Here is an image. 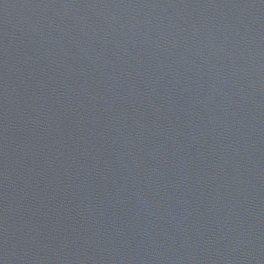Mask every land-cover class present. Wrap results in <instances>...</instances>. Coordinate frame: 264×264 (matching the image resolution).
Masks as SVG:
<instances>
[{"label": "water", "instance_id": "water-1", "mask_svg": "<svg viewBox=\"0 0 264 264\" xmlns=\"http://www.w3.org/2000/svg\"><path fill=\"white\" fill-rule=\"evenodd\" d=\"M0 175L111 264H264V0H0Z\"/></svg>", "mask_w": 264, "mask_h": 264}]
</instances>
